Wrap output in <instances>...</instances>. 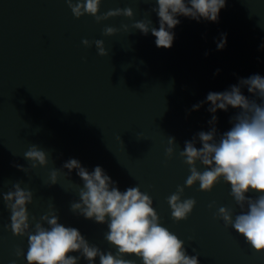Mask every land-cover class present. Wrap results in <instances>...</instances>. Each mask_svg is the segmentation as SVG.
<instances>
[{"label": "water", "instance_id": "obj_1", "mask_svg": "<svg viewBox=\"0 0 264 264\" xmlns=\"http://www.w3.org/2000/svg\"><path fill=\"white\" fill-rule=\"evenodd\" d=\"M153 6L103 0L100 14L132 7L135 20H143ZM150 18L158 28L157 15ZM178 19L173 47L161 49L150 32L121 29L114 37L103 36L105 26L131 28L134 21L125 17L97 24L91 16L75 18L65 0H0V190L6 193L9 181L22 180L34 192L31 215L38 219L54 203L61 223L115 254L105 240L106 225L70 211L78 195L69 179L62 176L61 186H45L53 168L75 158L89 171L101 166L121 191L138 185L148 192L161 225L185 241L189 255L198 253L200 264H264V253L209 208L215 201L217 207L241 211L223 180L210 193L201 192L199 184L185 187L184 198H195L197 206L187 220H173L167 197L190 173L178 154L171 160L165 154L168 136L182 149L208 130V105L191 112L192 105L210 91L228 90L239 78L264 77V0H227L218 23ZM222 34L227 45L221 51ZM83 39L104 40L109 56L100 57L94 45L85 48ZM236 111L217 113L220 133L229 130ZM31 144L49 152L50 164L28 175L14 165L29 166L23 153ZM70 175L82 183L75 171ZM9 215L0 198V264H27L14 254L18 247L27 252V238L8 230Z\"/></svg>", "mask_w": 264, "mask_h": 264}, {"label": "clouds", "instance_id": "obj_2", "mask_svg": "<svg viewBox=\"0 0 264 264\" xmlns=\"http://www.w3.org/2000/svg\"><path fill=\"white\" fill-rule=\"evenodd\" d=\"M65 2L77 19L87 15L94 17L97 24L117 17L134 21L131 28L128 24H122L119 29L105 26L102 33L105 37H114L121 29L127 34L138 30L145 36L150 32L161 49L173 47V30L181 23L178 17L218 23L220 12L227 4V0H131L154 5L145 12V19L135 20L132 7L109 9L100 14L103 0ZM152 13L158 17V28L153 26ZM82 44L85 48L94 45L100 57L109 56L102 39H83ZM226 45L227 35L222 34L217 48L222 51ZM244 89L255 99L246 96ZM206 104L211 114L207 131L196 133L185 141L182 149L175 137L167 139V159L178 154L190 173L184 185H177L176 192L167 197L172 218L176 222L185 221L197 206L195 198H184L185 187L190 189L199 184L201 192L210 193L223 180L230 185V195L241 211L217 207L215 201L209 208H216L215 218L222 220L226 228L244 237L257 253H264V77L254 74L239 78L238 84L228 90L210 91L190 111L198 112ZM230 108L237 110L230 118L231 127L220 133L217 113L228 112ZM137 139L145 138L137 136ZM23 158L29 162L28 167L14 166L28 175L40 168L47 169L50 164L49 152L37 144H31ZM73 171L82 183L71 180ZM62 176L72 182L78 195L77 200L70 202V211L98 225H106L105 240L117 251L105 252L90 244L78 228L61 223L54 203L50 202L38 219L31 215L29 205L35 203L34 192L21 180L9 181L12 186L6 193L0 190V198L10 214L8 230L18 238L26 237L28 242L26 253L23 248L15 249L17 259L25 258L27 264H81L82 259L87 264H96L97 259L99 264H135L128 259L135 257L142 264H200L199 254L189 255L185 241L161 225L152 196L140 186L121 191L101 166L89 171L75 158L67 160L62 168H53L45 186H61ZM251 193L257 195L253 198Z\"/></svg>", "mask_w": 264, "mask_h": 264}]
</instances>
